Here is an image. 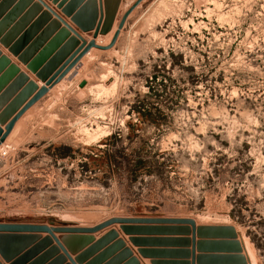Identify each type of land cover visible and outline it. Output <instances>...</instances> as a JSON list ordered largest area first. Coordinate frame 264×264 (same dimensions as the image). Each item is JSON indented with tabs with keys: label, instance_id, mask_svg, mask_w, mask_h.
Returning <instances> with one entry per match:
<instances>
[{
	"label": "rangeland",
	"instance_id": "1",
	"mask_svg": "<svg viewBox=\"0 0 264 264\" xmlns=\"http://www.w3.org/2000/svg\"><path fill=\"white\" fill-rule=\"evenodd\" d=\"M135 2L120 3L98 44L110 43ZM24 27L10 46L0 38V60L11 61L0 68L3 123L45 84L40 76L51 57L34 71L47 41L26 63L10 51ZM90 52L16 123L0 160V222L95 227L112 218H188L199 228L196 251L215 253L199 258L264 264V0H144L112 49ZM21 73L33 82H22ZM143 103L155 108L153 119L132 108ZM140 158L146 165L135 173ZM112 230L118 237L83 264H107L123 248L141 264L127 242L153 257L148 247L162 241L158 235L175 236L165 242L184 243L192 256V227L184 224H113L70 256ZM55 234L63 243L69 237ZM29 235L36 238L13 261L0 256L4 263L72 264L49 233Z\"/></svg>",
	"mask_w": 264,
	"mask_h": 264
},
{
	"label": "water",
	"instance_id": "2",
	"mask_svg": "<svg viewBox=\"0 0 264 264\" xmlns=\"http://www.w3.org/2000/svg\"><path fill=\"white\" fill-rule=\"evenodd\" d=\"M2 1V0H0ZM17 1H19L17 3ZM67 0H52L54 5H58V8H62V12L71 16L74 12V8L79 6L83 0H72L70 4L65 6ZM144 0H136V2L121 16L117 30L115 31L110 43L108 45H100L97 43L99 35L107 34L111 29L114 17L117 16L121 0H90L86 3V7L78 14L72 17L71 21L74 22L81 30L89 31L94 30L92 39L87 40L84 36L71 24H69L57 11H55L44 0H3L0 3V38L3 35L4 29H6L10 23L14 22L16 17L21 14L24 8H29L26 14L21 20L15 24L14 28L2 37L1 42L5 46H10L11 40L15 38L16 32L19 28H22L26 23L36 14L39 18L36 22L26 31V33L10 47V51L15 55H20V59L23 62H27L28 58L37 53L39 47H43L44 41L55 30L58 31L57 35L39 52L35 60L31 63L30 68L34 71L38 70L40 63L46 58L49 59L47 65L42 69L41 80L45 84L36 89L31 95L30 99L25 101L23 105L10 117L6 122H0V147L7 143L11 138L16 123L23 117V115L33 107L40 99L49 93L56 85L62 82L66 77L77 69L82 59L93 49H99L107 51L112 49L124 28L127 19L131 13L143 2ZM13 3L17 5L10 11H6L12 7ZM11 5V6H10ZM46 8V10H43ZM88 12L83 13V11ZM3 13H6L3 15ZM8 13V14H7ZM5 16V17H4ZM48 27L38 36L37 40L30 45L27 49H24L26 42L31 38L40 28L41 25L52 19ZM4 17V18H3ZM64 25V27H62ZM6 27V28H5ZM69 37V39L62 45V43ZM23 51V52H21ZM71 54L64 63L63 61ZM41 61V62H40ZM11 64V61L7 56H4L0 60V68L5 65ZM62 64V65H61ZM13 65V64H12ZM61 65V66H60ZM14 66V65H13ZM58 68L57 72L52 77H47L44 72L53 71ZM17 71V67H11ZM8 72V71H7ZM19 79L22 82H33L29 80V77L24 73L20 74ZM85 81L81 84V87L85 86ZM36 88V85H31ZM1 121V120H0ZM3 125L4 128L2 127ZM113 224H184L192 227V264H195L196 259V246L197 236L199 235V228L193 219L188 218H112L102 224L95 227H64V226H48L29 223H2L0 222V256L7 262L13 261L21 251L28 245L32 238L29 233H41L46 232L52 236V239L57 243L55 250H62L66 257L69 258L72 264H83L87 259L99 248L112 242L118 237V232L115 230L110 231L103 238H101L94 246L84 250L73 259L70 251H78L86 247L88 244L94 241L92 234L109 227ZM224 233H231L235 235L234 230H225ZM55 233H68L69 237L64 243L56 236ZM136 245H141L145 240L132 239ZM118 245V244H117ZM115 247V245H114ZM129 259V260H128ZM128 260L126 264H140L139 260L132 256V251L129 248H123L122 251L112 258L107 264H115L119 261ZM20 260H16L13 264H18ZM237 264H248V261L243 258L242 261H234ZM91 262V264H96ZM116 263V264H117ZM1 264V263H0ZM156 264H161L157 262Z\"/></svg>",
	"mask_w": 264,
	"mask_h": 264
},
{
	"label": "crops",
	"instance_id": "3",
	"mask_svg": "<svg viewBox=\"0 0 264 264\" xmlns=\"http://www.w3.org/2000/svg\"><path fill=\"white\" fill-rule=\"evenodd\" d=\"M36 1V0H35ZM47 4H49L55 11H57V13H59L69 24H71L74 28L75 25L73 24V22L71 21V19L69 17H67L66 15H62L61 12L59 10H57L56 5H53L49 0H44ZM72 0H67V2L65 3V6L67 4H70ZM85 0H83L79 6L85 5L89 0H87L85 3H83ZM126 0H121V3L123 5V3ZM136 1V0H133ZM19 1H17L18 3ZM17 3H13L12 6L17 5ZM11 6V5H10ZM30 6L28 8H24L23 11L21 12L22 15L21 17L29 10ZM43 10H45L43 8ZM39 14V13H38ZM36 14L34 15L25 25V27L22 29L23 31H27L28 28L33 25L36 20L39 18V15ZM20 17V18H21ZM55 19V16H52V19H50L49 21H47L46 23L41 25V28L32 36V38H36L38 37L45 29L46 27H48V25L50 24V22L52 20ZM19 20V19H18ZM62 27H64V25H62ZM83 36L84 38H86L87 40H91L92 37L88 36L86 33L81 32L80 30H78ZM94 31V30H93ZM91 31V32H93ZM115 32V30H114ZM58 31H53L47 38V43H49L56 35H57ZM69 39V37L62 43L65 44V42ZM46 43V44H47ZM84 59V58H83ZM82 59V61H83ZM14 60V59H13ZM81 61V62H82ZM17 62V61H16ZM18 63V62H17ZM21 67H23L21 65ZM15 130V129H14ZM123 236V235H122ZM96 237L98 238V234H96ZM124 237V236H123ZM158 237H162V238H158ZM158 239L162 240L160 243L154 244L152 245V247H148V249L150 251H157L155 256L153 257H143L141 255H139L137 253L138 247L133 246L131 243L127 242V246H129L130 248L133 249V251L135 252V254L139 257L141 264H153L154 261H159L162 262V264H192V258H191V247H184L185 244L178 242V241H174V242H165V238L166 237H175V236H168V235H158ZM127 238V237H125ZM147 248V247H146ZM198 250V249H197ZM209 252V253H207ZM205 253H200L199 251H196V259H195V264H237L234 261L231 260H216L215 258L213 259L211 258H199V256H201V254H206V256H210L212 254L215 253H211V251H207ZM219 254V253H217ZM221 254V253H220ZM0 260L2 261V259L0 258ZM3 262V261H2ZM4 263V262H3ZM6 264V263H4Z\"/></svg>",
	"mask_w": 264,
	"mask_h": 264
},
{
	"label": "trees",
	"instance_id": "4",
	"mask_svg": "<svg viewBox=\"0 0 264 264\" xmlns=\"http://www.w3.org/2000/svg\"><path fill=\"white\" fill-rule=\"evenodd\" d=\"M156 78V76H155ZM148 87H149V92L148 94H152L153 92V88H152V85L148 84ZM162 92L163 93H167V86L163 83V89H162ZM148 96V95H147ZM134 110L138 111L139 113H142L144 116L146 117H151V119H153V115H152V111L153 109V106L150 104H139V106H136L134 104V106L132 107ZM146 165V161H144V159L140 158V160L136 163L135 165V173H137V171L139 169H141L142 167H144Z\"/></svg>",
	"mask_w": 264,
	"mask_h": 264
},
{
	"label": "built area",
	"instance_id": "5",
	"mask_svg": "<svg viewBox=\"0 0 264 264\" xmlns=\"http://www.w3.org/2000/svg\"><path fill=\"white\" fill-rule=\"evenodd\" d=\"M10 147L7 145V144H3L1 147H0V160L2 158H4L7 154H8V149Z\"/></svg>",
	"mask_w": 264,
	"mask_h": 264
},
{
	"label": "bare ground",
	"instance_id": "6",
	"mask_svg": "<svg viewBox=\"0 0 264 264\" xmlns=\"http://www.w3.org/2000/svg\"><path fill=\"white\" fill-rule=\"evenodd\" d=\"M98 42H99V41H98ZM99 43H100V42H99ZM95 49H96V48H95ZM91 54H92V52L88 53V54L86 55V57L90 56ZM76 70H77V69H76ZM73 76H75V75H73ZM67 78H68V77H67ZM72 78H73V77H72ZM72 78H71V79H72ZM65 80H66V79H64L63 81H65ZM61 85H62V84H61ZM63 87H64V86H63ZM5 144H7V143H5ZM5 144H4V145H5ZM9 147H10V146H9Z\"/></svg>",
	"mask_w": 264,
	"mask_h": 264
}]
</instances>
